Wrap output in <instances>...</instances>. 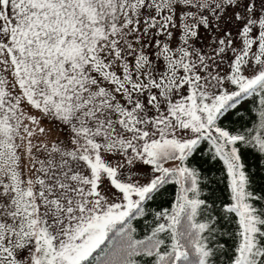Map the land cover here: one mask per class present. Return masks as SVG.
Here are the masks:
<instances>
[{
  "label": "snow or ice",
  "instance_id": "snow-or-ice-1",
  "mask_svg": "<svg viewBox=\"0 0 264 264\" xmlns=\"http://www.w3.org/2000/svg\"><path fill=\"white\" fill-rule=\"evenodd\" d=\"M0 264H264V0H0Z\"/></svg>",
  "mask_w": 264,
  "mask_h": 264
}]
</instances>
